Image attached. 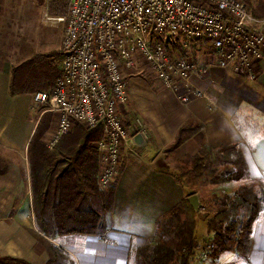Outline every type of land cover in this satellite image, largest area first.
Segmentation results:
<instances>
[{
	"label": "crops",
	"instance_id": "obj_1",
	"mask_svg": "<svg viewBox=\"0 0 264 264\" xmlns=\"http://www.w3.org/2000/svg\"><path fill=\"white\" fill-rule=\"evenodd\" d=\"M249 2L253 13L264 19V0ZM201 49L204 54L194 58L197 62L206 59L208 48L202 45ZM31 57L33 55L18 61L5 60L0 66V156L10 160L7 171L0 175V256L47 264L49 255L42 237L62 246L75 257L77 264H131L133 249L147 244L155 236L157 221L189 194L170 170L167 158L173 155L176 159H191L204 145L217 148L238 144L248 170L238 186H251L264 196V60L259 65L260 74L256 80L243 79L216 67L205 78L192 76L193 88L187 101L168 89L147 87L149 83L145 86V79L129 75L128 102L120 107V114L127 126L134 125L138 119L143 122L148 143L144 147L134 145L123 158L113 182L112 228L102 236L75 233L58 234L54 239L46 236L35 222L30 176L29 147L39 124V118H31L34 94L10 93L13 67ZM198 92L204 95L198 96ZM190 122L201 128L171 150L179 129ZM83 140L80 134L72 131L61 139L55 152L60 158L69 157L68 162H71ZM97 142H90L86 154L82 155L84 165L95 178L99 172ZM197 195L201 207L203 197ZM46 217L51 220L66 218L55 213ZM200 221L203 222L201 226ZM199 238L212 240L206 220L200 217ZM190 264H264V201L253 224L247 255L227 251L217 259L210 256L205 263L197 256Z\"/></svg>",
	"mask_w": 264,
	"mask_h": 264
},
{
	"label": "built area",
	"instance_id": "obj_2",
	"mask_svg": "<svg viewBox=\"0 0 264 264\" xmlns=\"http://www.w3.org/2000/svg\"><path fill=\"white\" fill-rule=\"evenodd\" d=\"M64 1L62 16L45 13L47 20L65 24L62 73L49 92L35 93L34 100L58 114L48 148L77 123L103 128L104 138L97 142L102 189L112 187L125 154L134 146L133 136L147 135L140 119L127 126L120 114L128 102L129 75L149 70L162 86L187 101L192 76L204 78L212 68L247 80L260 74L264 19L253 13L247 0ZM179 37L206 46L205 61L183 55L175 47ZM196 247L207 259L216 245L209 240Z\"/></svg>",
	"mask_w": 264,
	"mask_h": 264
},
{
	"label": "trees",
	"instance_id": "obj_3",
	"mask_svg": "<svg viewBox=\"0 0 264 264\" xmlns=\"http://www.w3.org/2000/svg\"><path fill=\"white\" fill-rule=\"evenodd\" d=\"M61 69L48 60L47 56L34 55L13 67L10 93L49 92L60 77ZM201 125L192 122L179 129L171 146L175 150L190 138ZM49 125L40 121L29 147L30 176L33 191L35 222L38 229L50 238L58 234L75 233L104 235L113 225L114 188L104 190L99 186L98 175L84 165L82 155L90 142H97L104 136L101 126L93 129L78 123L73 132L84 140L68 162L67 156L58 157L43 141ZM188 171L179 177L180 182L194 194L193 185H221L246 178L248 170L245 157L238 144L222 145L217 148L204 145L200 153L190 159ZM0 157V175L7 171L8 164ZM186 177V180L185 178ZM217 198V197H216ZM219 200L217 212L206 218L207 232L212 235L216 247L211 251L217 259L227 251L247 255L251 248L253 224L262 208L261 197L254 188L241 185L233 193H226ZM59 214L65 219L55 220L47 214ZM199 211L189 203L188 198L175 205L156 224L155 236L131 252L133 264H190L195 256ZM49 258L47 264H77L66 250L46 238L40 237ZM0 264H32L22 258L0 256Z\"/></svg>",
	"mask_w": 264,
	"mask_h": 264
},
{
	"label": "rangeland",
	"instance_id": "obj_4",
	"mask_svg": "<svg viewBox=\"0 0 264 264\" xmlns=\"http://www.w3.org/2000/svg\"><path fill=\"white\" fill-rule=\"evenodd\" d=\"M247 1L249 2V0ZM46 12L52 17L62 16L63 13L66 12V2L64 0H0V66L5 60L18 61L29 55H44L48 57L50 62H53L54 65L61 69L64 58L62 45L65 24L63 22L47 20L45 17ZM175 44V47L187 57H192L193 59L198 57L201 58L199 55L204 54V50L201 49L202 44L188 40L184 37L177 38ZM172 47L175 48L174 44ZM131 75L140 76L139 78H142L143 80L145 79V82L143 83L147 86L146 82H148L149 86L147 87L159 89L165 88L149 70H146L143 73L134 72ZM141 81L142 80H140V82ZM182 92L184 93L186 91L183 89ZM31 114L32 119L34 117L36 119L37 117V119L39 118V123L41 121L42 124L49 125V129L45 132L43 137V141L48 146L49 142L54 139L58 114L47 111L46 106L36 103L34 95ZM61 139L56 143L55 147L60 143ZM55 147L49 149L54 150ZM0 157L4 163H9L10 160L2 156ZM166 162L169 164L170 170L173 171V174H175L178 179L183 175V172L188 171L191 166L190 158L187 157L176 159L171 155L167 158ZM183 178L186 180V177ZM238 184L241 183L235 181L232 184L225 183L216 185L213 189H211L212 187H208L209 185H193V191L203 197V206H201L202 209H200L202 212L199 210L200 214L198 215V218L209 219L212 217L213 212L219 208L218 204L220 201L217 200V198L222 197L226 193H233L241 186H238ZM114 187L115 186L112 185V188ZM187 190L191 192L190 189L187 188ZM0 191V193H2V190ZM3 207L4 205H1V208ZM202 224L203 222L200 221L199 226ZM203 241L205 242L209 240L207 238L205 240L200 238L195 240L197 244L204 243ZM195 250L196 254L193 258L198 256L199 261L205 263L208 258L203 259V253H201L199 247H196ZM70 256L76 261L72 254H70ZM131 264H133V261ZM175 264H180L179 258L175 261Z\"/></svg>",
	"mask_w": 264,
	"mask_h": 264
},
{
	"label": "water",
	"instance_id": "obj_5",
	"mask_svg": "<svg viewBox=\"0 0 264 264\" xmlns=\"http://www.w3.org/2000/svg\"><path fill=\"white\" fill-rule=\"evenodd\" d=\"M132 143L135 146L144 147V146L147 145L148 141H147L146 137L141 132H138V133H136L133 136ZM188 200H189V203L191 204V206L196 211H199L200 210V208H201L200 207V199H199V196L196 193L188 196Z\"/></svg>",
	"mask_w": 264,
	"mask_h": 264
}]
</instances>
